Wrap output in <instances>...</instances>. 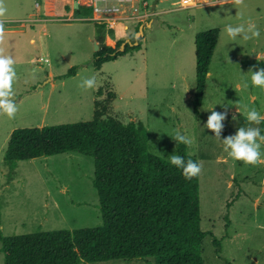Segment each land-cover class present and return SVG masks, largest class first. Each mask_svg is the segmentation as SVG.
<instances>
[{
    "label": "rangeland",
    "instance_id": "obj_1",
    "mask_svg": "<svg viewBox=\"0 0 264 264\" xmlns=\"http://www.w3.org/2000/svg\"><path fill=\"white\" fill-rule=\"evenodd\" d=\"M56 1L60 13L53 14L52 0H5L7 12L0 17L6 29L0 53L15 61L12 99L18 107L14 118L0 115V234L101 224L91 156L73 151L39 156L17 161L14 170L3 156L13 129L91 120L94 101L104 102L113 92L107 114L125 123L141 121L155 155L168 161L177 155V130L192 140L186 152L202 164L200 228L207 233L201 247L203 264H264V165L232 159L214 133L203 129L211 109L227 111L221 139L247 126L246 109L264 114V90L252 85L249 71L264 68V0H244L243 5L194 0L197 5L187 7H181V0H144L152 15L143 20L150 26L140 21V49L104 62L99 70L93 66L99 21L90 18L91 12H81L76 20L68 10L81 6ZM249 20L260 30L258 39L233 41L226 35V25H246ZM127 27L131 31L133 23ZM214 28L217 43L195 111L194 37ZM104 30V43L114 46L119 34L112 29L109 35L106 25ZM72 67L75 74L67 75ZM93 75L96 87L85 91L79 85ZM259 127L264 134V123ZM214 239L220 240L219 254ZM148 260L79 264H152V258Z\"/></svg>",
    "mask_w": 264,
    "mask_h": 264
},
{
    "label": "trees",
    "instance_id": "obj_2",
    "mask_svg": "<svg viewBox=\"0 0 264 264\" xmlns=\"http://www.w3.org/2000/svg\"><path fill=\"white\" fill-rule=\"evenodd\" d=\"M81 12L90 14V8L74 10L76 20ZM140 24L111 46L104 43L105 25L97 23L98 49L93 55V66L99 70L104 62L139 50L141 38L136 45L117 49L127 38L135 41L134 33ZM108 34L113 35V30L109 29ZM217 38V28L197 32L194 37L195 111L202 101ZM66 74H75V68ZM114 96L109 92L104 102L94 101L91 120L11 131L3 156L9 170H14L19 160L69 151L92 157V184L98 196L101 224L72 230L0 234L4 264H79L115 259L150 263L148 258H152V264H203L201 247L207 233L200 228L198 176L186 180L180 169L155 155L141 121L125 123L108 115ZM177 155L197 162L184 144L179 146ZM213 243L219 254L220 240L214 239Z\"/></svg>",
    "mask_w": 264,
    "mask_h": 264
},
{
    "label": "clouds",
    "instance_id": "obj_3",
    "mask_svg": "<svg viewBox=\"0 0 264 264\" xmlns=\"http://www.w3.org/2000/svg\"><path fill=\"white\" fill-rule=\"evenodd\" d=\"M192 2L193 0H183L185 5ZM208 2L209 0H205V3ZM234 3L243 5L244 0H234ZM6 12L5 0H0V17L5 16ZM224 31L233 41L238 37L244 41H249L258 39L261 35L259 28L251 20L246 25L233 26L228 24L225 26ZM5 33V21L0 19V42L3 41ZM14 65L15 61L10 55L0 53V115H7L9 118H14L18 111L17 104L12 99L14 96L13 84L17 78ZM249 71L251 72L252 85L264 90V68H259L255 71L250 69ZM79 86L85 91L94 89L96 87V77L93 75L84 78ZM209 111L211 114L207 117L203 129H208L214 133L213 137L222 142L223 151L229 157L242 161L246 165H264V152L261 151L262 147H264V134H262V130L259 127L261 123H264V114L255 108L246 109L245 121L247 126H241L236 130L235 134L221 139V133L224 128L222 122L226 119L227 111L218 112L212 109ZM237 111L239 112L238 108ZM173 140L176 144L190 145L192 143V140L179 130L176 131ZM168 159L172 166L182 171V175L186 180H191L202 172V164L192 159L185 160L184 157L174 154L170 155Z\"/></svg>",
    "mask_w": 264,
    "mask_h": 264
},
{
    "label": "built area",
    "instance_id": "obj_4",
    "mask_svg": "<svg viewBox=\"0 0 264 264\" xmlns=\"http://www.w3.org/2000/svg\"><path fill=\"white\" fill-rule=\"evenodd\" d=\"M73 4L90 9V18L103 23L109 29H114L117 23L126 25V21L140 22L152 15L147 10V4L144 0H72ZM181 7L195 6L196 1L185 5L180 1ZM83 19V18H82ZM125 28H127L125 26Z\"/></svg>",
    "mask_w": 264,
    "mask_h": 264
},
{
    "label": "crops",
    "instance_id": "obj_5",
    "mask_svg": "<svg viewBox=\"0 0 264 264\" xmlns=\"http://www.w3.org/2000/svg\"><path fill=\"white\" fill-rule=\"evenodd\" d=\"M53 1V5H54V11H53V14H55L56 12L57 13H60V11L58 10L59 9V6H58V4H57V1L56 0H52ZM68 2H70V1H68ZM73 12H74V8L72 7V8H70V10H68V13H70L71 15L73 14ZM129 22H131V23H133V29H131V31H129V32H127V30H128V27H127V23H129ZM143 22V21H142ZM139 22H135V21H132V20H130V21H126L125 22V24L126 25H123V23H117L116 25H115V33L116 34H119V35H116V36H118L119 38L120 37H124V36H126V35H128L129 33H132V32H134V29H135V27H136V25L138 24ZM144 24H146L147 26H150L151 24L150 23H148V20H146V21H144L143 22ZM120 27V32L118 33L117 31V27ZM125 26L127 27V28H125ZM142 29H144V25L142 26Z\"/></svg>",
    "mask_w": 264,
    "mask_h": 264
},
{
    "label": "water",
    "instance_id": "obj_6",
    "mask_svg": "<svg viewBox=\"0 0 264 264\" xmlns=\"http://www.w3.org/2000/svg\"><path fill=\"white\" fill-rule=\"evenodd\" d=\"M142 26L143 25H139V28L138 30L134 33V38H135V41L134 42H131L128 38L125 39L121 44L120 46L118 47L117 50L119 51H122L124 50V47L126 44H129V45H136L138 43V39L143 35V29H142ZM95 49L97 50L98 49V45L95 44Z\"/></svg>",
    "mask_w": 264,
    "mask_h": 264
}]
</instances>
